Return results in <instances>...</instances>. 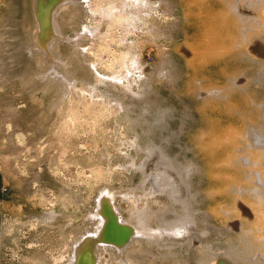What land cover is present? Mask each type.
I'll list each match as a JSON object with an SVG mask.
<instances>
[{"label": "bare ground", "instance_id": "obj_1", "mask_svg": "<svg viewBox=\"0 0 264 264\" xmlns=\"http://www.w3.org/2000/svg\"><path fill=\"white\" fill-rule=\"evenodd\" d=\"M239 2L242 0H178L177 8L182 10L183 15L182 24L175 3L170 0H34V34L27 52L37 63L42 60L39 61L40 65L45 61L47 73L42 79L46 81L47 87L61 90L62 107L67 112H77L73 98L81 102L88 95L91 103L85 112H93L94 116L99 115L101 119L110 118L108 128L115 132L114 121L122 113L128 117L133 105L142 102L145 107L156 106L157 98L153 95L154 90L148 89V80L173 79L175 76L170 64L177 51L178 58L184 62L185 69L191 72L193 78L190 77L210 86L200 89L207 93L206 96L221 100L227 98L224 104L208 108L210 115L204 112L207 116L202 115L211 134L221 131L220 135L197 140L198 148L209 167L208 180L212 192L216 194L210 200L215 202L217 197V201H220L233 194L234 205L249 222L254 239L264 247V100H257L264 99V0H255L253 3L243 1L246 3L244 8L239 6ZM44 5L51 7L52 16L48 12L52 10H44L47 14L43 13ZM252 6L257 7V13L247 15L246 12ZM64 9L76 14L77 20L70 18L71 22L65 26V29L69 27L71 35L58 27L57 17ZM50 16L51 24L48 21ZM169 30L175 31L180 40L174 50L169 48L172 43H177V38ZM60 40L68 43L72 53L66 59L56 60L48 52L59 46ZM145 41L154 42L158 47L161 57L154 67L140 63L139 47ZM88 43L90 45H86ZM90 55L95 62L87 59ZM87 60L90 62L87 63ZM79 63L85 66V81L73 77L72 67ZM96 65L103 73L97 72L99 68ZM90 78L94 80L92 85L87 82ZM251 79L257 84L261 83L263 89L260 92L257 87H249L250 82L246 80ZM218 80L231 87L218 92L214 89ZM76 81H81L88 91L84 87L78 89L74 84ZM98 86L104 87L106 93L94 100L93 93L98 91ZM132 87L139 91L134 93ZM145 89L148 90L145 92ZM110 101L115 108L111 114L107 112L112 107ZM205 108L203 110L206 111ZM156 122L165 128L169 127L163 113H160ZM242 126L247 127L244 129ZM124 131L118 137L122 142L127 139ZM131 142L130 148L134 149L136 155L131 158L129 168L123 172L127 176L128 172L132 175V172L139 171L142 192L131 198L123 195L131 203L126 219L113 204L116 198L113 189L100 188L95 211L85 217L92 231L84 233L88 235L86 238H71L68 242L71 246L67 248V264H93L96 251L100 250L105 253L102 259L104 264H108L107 260L114 254L117 264H144L146 261L156 264L154 261L157 260H177L187 264H234L228 250L219 253V249L214 248L207 239L221 232L220 228L210 229V223L207 224L216 218L219 209L217 204L213 209L210 208L211 212L201 216H205L204 220L199 221L203 228L199 232L195 229L198 221L193 220L197 218V211L191 209L195 205L199 206L195 203L200 191H190L191 170L194 166L188 164L185 167L175 160L170 161L154 142L140 146L138 136ZM102 153L104 157L107 155L106 150ZM98 170L94 171L97 173ZM238 171L243 175L240 178L243 184L233 183L231 176ZM85 174L88 175V172ZM100 178L102 180L103 176ZM244 194L252 201L244 202ZM163 196L167 199L165 203L160 202L159 197ZM153 199L154 203L151 204L157 206L156 212L147 203ZM141 201L145 203L144 207H138ZM255 210L259 211V218ZM153 218L156 226L150 225L149 220ZM126 240L129 241L126 247L119 245ZM183 252L186 256H182ZM197 254L196 261L191 262V257L195 258ZM148 255L151 257L148 258ZM78 258L80 262H77Z\"/></svg>", "mask_w": 264, "mask_h": 264}, {"label": "rangeland", "instance_id": "obj_2", "mask_svg": "<svg viewBox=\"0 0 264 264\" xmlns=\"http://www.w3.org/2000/svg\"><path fill=\"white\" fill-rule=\"evenodd\" d=\"M33 1L0 0V264H67V248L71 246L68 242L72 237L86 238L88 235L84 233H87V230L92 231L85 217L95 211L99 190L104 187H108L111 191L113 189L112 192L116 193L113 204L127 219L131 203L124 196L131 198L142 192L139 171L132 172V175L128 172L127 176L123 172L124 169L129 168L131 158L136 155L134 149L130 148L131 141L136 136L139 138L140 146L154 142L170 161L175 160L185 167H188V164L194 166L193 169L191 168L193 185H189L190 191L201 192L195 203L199 206L195 205L191 209L197 211V218L193 217V221H198L196 231L199 232L200 228H203L199 221L204 220L205 216L204 218L201 216L207 215L209 211L211 212L210 208L213 209L217 204L219 206L217 219L214 217L215 219H211L207 224L210 223L208 224L210 229L220 228L221 232L208 237V242H211L214 248L217 247L219 253L228 250L234 264H264V247L254 239L249 222L243 217L241 210L234 205V195L226 196L220 201H217L219 199L217 197L215 202L210 200L216 194L212 192L208 180L209 167L198 148L197 140H206L211 135L218 136L221 133L220 131L211 134L202 115L207 116L204 113L208 114V108L216 107L220 103L224 104L227 98L221 100L206 96L207 93L200 89L210 86L200 80L192 79L191 72L185 69L184 62L178 58L179 53L175 51V58L170 64L175 77L170 81L164 78L158 79L160 81L148 80V89H153V95L157 98L156 106L153 104L154 107H145V103L142 102L133 105L128 113L129 118L122 113V116L114 121L115 132L108 128L110 118L101 119L99 115L94 116L93 112H85L87 105L91 103L88 95L81 102L73 98L77 112L70 114L62 107L61 90L47 87L46 81L42 79L47 73L45 61L40 65L39 61L42 60H38L37 63L27 52L30 50L31 38L34 34ZM170 1L175 3V10L181 20L180 23L183 24L182 10L177 8L178 0ZM243 1L253 3L255 0H242L239 2L242 8L246 6ZM49 3L47 1L46 4ZM47 5L43 6V13L44 10L46 12L52 10L51 7L48 9ZM69 10H62L57 17L58 27L67 35L72 33L69 27L65 29V26L71 22L70 18H76V14ZM256 11L257 7L252 6L246 13L254 15ZM46 12L44 14H47ZM48 12L52 16L53 10ZM51 16L48 21L51 20ZM169 31L177 38V43H172L169 48L174 50L180 44V40L175 31ZM69 47L68 43L62 41L48 53L56 60L66 59L72 53ZM34 50L35 48L32 49ZM139 54L143 66L154 67L161 57L157 45L151 41H145L143 46L139 47ZM90 57L88 56L87 59L95 60L93 56ZM88 60L87 63L90 62ZM96 66L99 68L98 65ZM84 67L81 63L72 67L73 77L85 81ZM97 72L103 73L101 68ZM81 81H76L74 84L78 89L84 87V90L88 91L87 86ZM248 81L249 87H257L258 92L263 89L261 83L257 84L253 79L246 80ZM87 82L88 85H92L94 80L90 78ZM222 83L218 80L215 84L217 87L214 85L213 88L218 92H222L223 89L226 91L229 85ZM103 88L98 86V91L93 93L94 100L100 99L101 94L106 93ZM132 90L135 91L134 93L139 91L135 87H132ZM262 91L264 95V89ZM257 100L264 99L257 98ZM110 102L112 107L107 111L109 114L115 109L113 102ZM204 108L207 110H203ZM160 113L166 116L168 128L156 122ZM107 116L109 117L108 114ZM94 117L102 121L95 120ZM246 127L242 126L244 129ZM122 130H125L127 136L124 142L118 138ZM103 150L107 151L105 157ZM96 169H99L97 173L94 171ZM87 172L88 175L85 174ZM239 172H234L231 177L233 183L243 184L240 179L243 175ZM101 176H103L102 180ZM159 198L161 203L167 202L165 196ZM242 199L246 203L252 201L246 194ZM147 203L154 212L157 211V206L152 205L154 199ZM144 204L141 201L138 207H144ZM225 211L227 213H224ZM255 214L260 217L258 210H255ZM115 216L118 217L117 213ZM149 222L151 226H156L155 218ZM232 223L235 225L233 227L237 228H233ZM198 237L201 239L200 234ZM113 243L115 245V241ZM128 243L129 241L126 240L119 245L126 247ZM99 252L103 251H96V261L93 264H104L102 259L105 253L100 256ZM69 254L71 257L72 254ZM182 256L186 254L183 252ZM113 257L115 254L107 260L108 264H117V260ZM196 258L198 254L195 258L192 256L190 261L194 262ZM78 260L77 262H80V258ZM154 262L187 264L179 263L177 260ZM144 264L151 263L146 261Z\"/></svg>", "mask_w": 264, "mask_h": 264}]
</instances>
